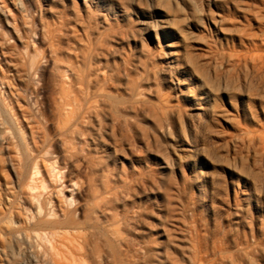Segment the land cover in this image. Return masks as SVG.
I'll return each mask as SVG.
<instances>
[{"label":"rangeland","instance_id":"rangeland-1","mask_svg":"<svg viewBox=\"0 0 264 264\" xmlns=\"http://www.w3.org/2000/svg\"><path fill=\"white\" fill-rule=\"evenodd\" d=\"M22 1L0 6L106 224L85 264H264V0Z\"/></svg>","mask_w":264,"mask_h":264},{"label":"bare ground","instance_id":"bare-ground-1","mask_svg":"<svg viewBox=\"0 0 264 264\" xmlns=\"http://www.w3.org/2000/svg\"><path fill=\"white\" fill-rule=\"evenodd\" d=\"M17 4L25 11L22 0ZM0 15V264H85L88 242L102 236L106 224L94 204L81 215L82 186L69 179L59 138L50 136V116L35 80L43 53L32 50L33 36L24 40L30 45L22 43L19 25L10 22L1 6ZM12 33L21 48L10 46ZM63 87H58L55 106L66 121L76 103L63 95ZM3 171L9 174L2 176Z\"/></svg>","mask_w":264,"mask_h":264}]
</instances>
